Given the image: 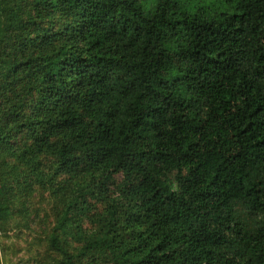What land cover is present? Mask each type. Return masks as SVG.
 <instances>
[{
    "label": "trees",
    "instance_id": "1",
    "mask_svg": "<svg viewBox=\"0 0 264 264\" xmlns=\"http://www.w3.org/2000/svg\"><path fill=\"white\" fill-rule=\"evenodd\" d=\"M0 236V264H264V0H0Z\"/></svg>",
    "mask_w": 264,
    "mask_h": 264
},
{
    "label": "rangeland",
    "instance_id": "2",
    "mask_svg": "<svg viewBox=\"0 0 264 264\" xmlns=\"http://www.w3.org/2000/svg\"><path fill=\"white\" fill-rule=\"evenodd\" d=\"M22 245H24L23 243H22ZM1 246H2V239H1V236H0V248H1ZM12 255V254H11ZM11 255H9V258H11ZM2 256H3V258L5 259V255L4 254H2ZM9 264V263H8Z\"/></svg>",
    "mask_w": 264,
    "mask_h": 264
}]
</instances>
